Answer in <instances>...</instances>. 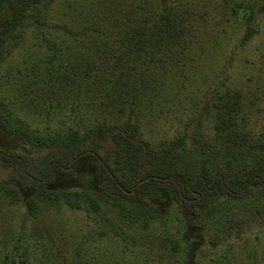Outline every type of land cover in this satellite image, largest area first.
I'll return each mask as SVG.
<instances>
[{"label":"rangeland","instance_id":"1","mask_svg":"<svg viewBox=\"0 0 264 264\" xmlns=\"http://www.w3.org/2000/svg\"><path fill=\"white\" fill-rule=\"evenodd\" d=\"M166 1L184 29L179 43L129 51L124 31L153 21L160 0H39L0 64L1 144L38 155L40 139L72 127L98 136L101 151L110 152L117 79L131 59L141 73L132 112L138 133L155 148L179 140L176 169L197 173L204 162L213 170L226 158L243 162L264 151V0ZM239 7L255 13L245 43ZM226 87L244 97L243 150L212 131V106ZM79 168L91 171L85 162ZM63 182L29 216L23 202L31 192L10 200L2 189L7 170L0 169V264H264L263 196L219 200L194 225L157 200L149 212L122 214L103 204L94 210L83 190L77 197Z\"/></svg>","mask_w":264,"mask_h":264},{"label":"trees","instance_id":"2","mask_svg":"<svg viewBox=\"0 0 264 264\" xmlns=\"http://www.w3.org/2000/svg\"><path fill=\"white\" fill-rule=\"evenodd\" d=\"M39 0H0V64L8 50L9 38L19 29L23 19ZM264 10V2L258 11ZM245 19V30L240 42L245 43L255 29L250 24L254 11L235 9ZM184 33L180 19L166 0H160L159 12L153 21L126 29L123 38L129 51H141L153 41L168 46L179 43ZM139 53L140 52H136ZM130 58V57H129ZM135 60L126 62V68L117 80L122 85L117 93V121L108 125L112 130L114 146L110 152L101 151L103 142L98 136L81 135L79 129L68 128L39 140L41 154L8 148L0 142V169L7 170L9 184L2 185L10 200H19L20 192L30 191L23 203L27 215H32L39 200L51 195L57 181L64 188H75L73 194L85 198L94 210L99 204L109 205L119 213L155 210L152 201L175 206L190 224L196 225L219 200L243 201L258 194L264 197V151L251 152L249 159L235 162L225 159L222 165L210 170L204 162L200 171L178 170L180 141L171 140L155 148L138 133L137 119L132 112L139 100L137 81L139 68ZM66 75V73H63ZM243 94L238 88L226 87L217 94L212 106V131L215 137L230 142V148L243 150L242 121L245 118ZM127 106V115L121 118ZM0 114V130H5ZM100 129L102 126L98 125ZM85 162L91 171H80ZM86 193H89L86 194ZM74 209L80 207L66 200Z\"/></svg>","mask_w":264,"mask_h":264}]
</instances>
